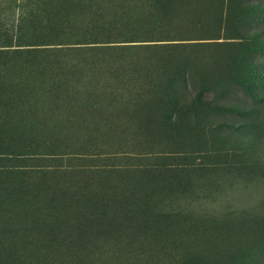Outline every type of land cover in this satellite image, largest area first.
Wrapping results in <instances>:
<instances>
[{"label": "rangeland", "instance_id": "obj_1", "mask_svg": "<svg viewBox=\"0 0 264 264\" xmlns=\"http://www.w3.org/2000/svg\"><path fill=\"white\" fill-rule=\"evenodd\" d=\"M71 1L0 55V264H264V0Z\"/></svg>", "mask_w": 264, "mask_h": 264}, {"label": "trees", "instance_id": "obj_2", "mask_svg": "<svg viewBox=\"0 0 264 264\" xmlns=\"http://www.w3.org/2000/svg\"><path fill=\"white\" fill-rule=\"evenodd\" d=\"M71 2V0H0V55L4 58L13 54L23 55L25 58L30 57L31 60L38 54L55 53L56 51L52 49L56 45H62L68 39L66 36L76 37L75 29L69 21ZM88 31L87 35L93 36V29L89 28ZM46 46H52V49ZM36 73L38 74L37 69ZM3 74L4 69L0 70V75ZM3 81L1 77L0 102L6 99L7 88H4Z\"/></svg>", "mask_w": 264, "mask_h": 264}]
</instances>
